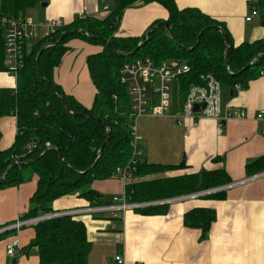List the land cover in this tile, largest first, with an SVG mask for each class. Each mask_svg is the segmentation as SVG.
<instances>
[{
  "label": "trees",
  "instance_id": "obj_1",
  "mask_svg": "<svg viewBox=\"0 0 264 264\" xmlns=\"http://www.w3.org/2000/svg\"><path fill=\"white\" fill-rule=\"evenodd\" d=\"M47 1L0 0V19L23 16L27 10ZM139 1L158 3L168 11L170 36L165 27L156 28L150 34L148 30L140 37L117 36L124 12ZM103 5L110 8L105 19L76 17L53 34L31 43L16 87L0 89V119L15 116L17 120L15 142L7 150L0 149V180L4 178L0 191L19 187L37 177V188L25 218L36 216L38 211L53 212V204L68 196L77 195L91 206L110 204L102 202L93 183L114 178L116 169L126 166L133 155L132 130L136 120L128 88L120 80L125 64L147 58L157 64L168 60L187 64L189 73L179 79L181 103L185 102L192 86L205 85L207 76L234 90L237 86L246 88L250 81L264 75V38L235 46L222 23L195 9L180 10L174 0H107ZM257 9L264 22V0L258 1ZM214 27H221L226 33L228 48L225 37ZM2 32L0 22V72H5ZM62 37L64 39L58 43ZM74 40L101 48L87 59L96 89L91 107L66 94L54 80L55 69ZM1 139L0 131V142ZM185 167V164H150L143 156L134 177ZM246 172L250 176L263 173L264 156L247 164ZM229 183L226 171L217 170L130 183L125 191L130 203H142ZM221 196L223 193L212 195ZM166 207L154 206L135 212L154 215L163 213ZM215 219L214 210L196 208L186 213L184 225L201 230L204 239ZM33 228L35 237L27 249L38 250L40 264H89L92 243L80 218L59 217L40 222Z\"/></svg>",
  "mask_w": 264,
  "mask_h": 264
},
{
  "label": "crops",
  "instance_id": "obj_2",
  "mask_svg": "<svg viewBox=\"0 0 264 264\" xmlns=\"http://www.w3.org/2000/svg\"><path fill=\"white\" fill-rule=\"evenodd\" d=\"M174 1L180 10L195 9L222 23L235 46L264 38V22L257 9L259 0ZM106 6L107 10L104 9ZM253 9L258 10V15L248 22L246 19ZM109 14V6L103 5L100 0H49L27 10L23 16L29 17L42 32L53 20L67 25L81 15L103 20ZM168 17V11L162 5L139 1L124 12L117 36L140 37L155 23L167 22ZM68 47L69 51L55 69L54 80L66 94L91 107L96 89L88 71L87 59L101 48L80 40L72 41ZM16 83L14 77L0 72V89L15 88ZM223 88L224 110L240 109L246 117L224 122L221 134L218 133V122L203 116L187 120L185 126L189 129L179 126L172 116L178 108L180 97L176 99V96L170 115L136 119L139 146L148 163L185 164L186 167L134 177L128 184L217 170L226 171L229 184L253 177L247 174L246 165L264 156V119L256 117L264 111V75L250 81L246 88ZM0 131V149L7 150L17 135L16 117L1 118ZM125 186L117 178L93 183V189L104 203H111L114 197L120 196ZM36 188L37 177L34 176L29 183L0 191L2 227L16 221L19 214H28L30 199ZM222 193L221 197L209 195L169 204L160 214L127 211L118 213L116 217L100 214L80 218L92 243L88 263L117 264L116 257H121L124 264H264V176ZM86 206H89L88 201L77 195L68 196L56 201L53 211ZM196 208L215 211L216 219L204 239L201 230L184 225L186 213ZM14 237L18 239L20 248L11 257L7 254V246ZM34 237L33 227H26L18 234L8 232L0 237V264H40L38 250L27 249Z\"/></svg>",
  "mask_w": 264,
  "mask_h": 264
},
{
  "label": "built area",
  "instance_id": "obj_3",
  "mask_svg": "<svg viewBox=\"0 0 264 264\" xmlns=\"http://www.w3.org/2000/svg\"><path fill=\"white\" fill-rule=\"evenodd\" d=\"M105 10L108 9L106 6ZM246 21L251 22L258 15V10L253 9ZM84 19L85 16H78ZM2 25V35L4 40V52L6 67L5 73L17 79L18 73L24 68V60L30 43L49 36L61 28L64 24L59 20L50 21L45 30L39 32L38 26L26 16L0 19ZM190 67L178 60H168L155 63L151 59H139L135 62L125 64L120 71L121 83L128 88L131 99L132 113L136 119L144 116L164 117L171 114L173 109V99L180 97L179 79L189 73ZM204 86H192L189 89L185 102L181 103L179 98L178 108L172 112V116L179 126H185L187 120H193L203 116L214 119L218 122V133L221 134L224 122L230 119H244L246 114L243 110H224L223 86L213 76L205 77ZM239 87V86H237ZM205 105L199 113L194 112V107ZM257 119H264V111L257 114ZM189 129V126H185ZM134 140L132 142L133 155L131 161L124 167H118L113 175L126 185L134 178L137 164L144 156L143 150L139 146L140 137L134 126L132 130ZM264 176V172L237 183L216 187L210 190H203L193 194L167 198L152 202L130 203L127 200L126 191L113 198L110 204L101 206H86L66 211L41 212L36 216L25 218V213L19 214L16 221L0 228V237L8 232L19 233L26 227H34L36 224L59 217L71 216L83 218L84 216H96L100 214H111L116 217L118 213L135 211L154 206H163L175 202L187 201L190 199L206 197L209 195L225 192L239 184L246 183L252 179ZM126 187V186H125ZM20 248L19 241L14 237L7 246V254L14 257L17 249ZM117 264H124V259L116 257Z\"/></svg>",
  "mask_w": 264,
  "mask_h": 264
},
{
  "label": "water",
  "instance_id": "obj_4",
  "mask_svg": "<svg viewBox=\"0 0 264 264\" xmlns=\"http://www.w3.org/2000/svg\"><path fill=\"white\" fill-rule=\"evenodd\" d=\"M107 0H100V2L101 3H104V2H106ZM263 25H264V23H263ZM159 27H165V29H166V32H167V35L168 36H170V34H169V32H168V24H167V22H163V23H159L157 26H155L153 29H150L149 31H148V33L150 34L154 29H156V28H159ZM216 30H219L222 34H223V36L225 37V40H226V44H227V48H228V39H227V35H226V33L223 31V29L221 28V27H214ZM206 30V29H205ZM205 30H203L202 32H201V34H200V36L201 35H203V33L205 32ZM64 39V37H62V38H60V40L58 41V43H60L62 40ZM146 43H144V45H145ZM141 46H139L138 47V49L140 48ZM47 47H45V48H43V50L40 52V54L38 55V58H37V61H39V58H40V55L42 54V52L44 51V49H46ZM137 51V50H136ZM135 51V52H136ZM135 52L134 53H132L131 55H134L135 54ZM264 53V52H263ZM233 95V94H232ZM205 108V105H202V106H198V105H196L195 107H194V112L195 113H199L200 112V109H204ZM105 146V145H104ZM103 146V147H104ZM3 179L4 178H2L1 180H0V186H1V184H2V182H3ZM13 263H15V262H13Z\"/></svg>",
  "mask_w": 264,
  "mask_h": 264
},
{
  "label": "rangeland",
  "instance_id": "obj_5",
  "mask_svg": "<svg viewBox=\"0 0 264 264\" xmlns=\"http://www.w3.org/2000/svg\"><path fill=\"white\" fill-rule=\"evenodd\" d=\"M250 12H251V11H250ZM249 16H251V14H250V13H249ZM254 18H255V17H254ZM254 18H253V19H254ZM253 19H252V20H253Z\"/></svg>",
  "mask_w": 264,
  "mask_h": 264
}]
</instances>
